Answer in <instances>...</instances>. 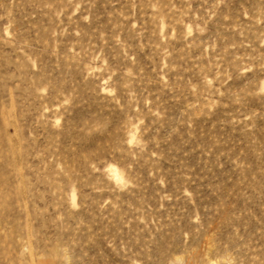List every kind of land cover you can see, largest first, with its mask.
Segmentation results:
<instances>
[{"label": "rangeland", "instance_id": "rangeland-1", "mask_svg": "<svg viewBox=\"0 0 264 264\" xmlns=\"http://www.w3.org/2000/svg\"><path fill=\"white\" fill-rule=\"evenodd\" d=\"M0 264H264V0H0Z\"/></svg>", "mask_w": 264, "mask_h": 264}]
</instances>
